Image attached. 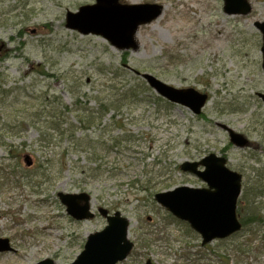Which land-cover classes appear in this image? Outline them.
<instances>
[{
	"label": "rangeland",
	"instance_id": "rangeland-1",
	"mask_svg": "<svg viewBox=\"0 0 264 264\" xmlns=\"http://www.w3.org/2000/svg\"><path fill=\"white\" fill-rule=\"evenodd\" d=\"M195 1L204 14L200 7L188 9ZM245 1L248 14L227 15L224 0H121L160 5L163 12L138 29L136 49L119 51L100 36L65 26L67 12L95 0H0V238L11 246L0 253V264H70L88 235L106 225L100 208L129 220L133 249L118 264H264V103L258 96L264 70L255 26L264 22V0ZM144 74L207 95L201 115L159 97ZM111 95L115 106L86 125L87 112L97 113L101 102L113 105ZM52 97L65 106L61 130L74 127L76 148L68 131L43 132L50 137L36 143L33 114ZM225 128L248 144L233 145ZM209 154L224 157L242 177L240 217L255 207L262 221L202 246L200 236L153 195L204 187L179 167ZM49 159L55 164L43 175L36 168ZM149 178L156 184L147 188ZM60 192L88 194L95 217L73 220Z\"/></svg>",
	"mask_w": 264,
	"mask_h": 264
},
{
	"label": "water",
	"instance_id": "water-1",
	"mask_svg": "<svg viewBox=\"0 0 264 264\" xmlns=\"http://www.w3.org/2000/svg\"><path fill=\"white\" fill-rule=\"evenodd\" d=\"M120 0H95L94 5L82 6L76 13L66 14V28L83 35L93 34L106 39L118 50L137 48L135 35L140 26L149 24L162 14L159 5H122ZM224 13L246 15L250 6L245 0H224ZM255 26L262 34V68L264 70V23ZM142 78L157 95L172 104L188 108L194 115H200L207 101V95L194 89H176L168 86L151 75ZM264 103V94H259ZM228 131L230 142L244 147L247 140L240 134ZM27 166L32 162L25 157ZM180 170L201 180L204 188L181 186L170 191L157 193L154 200L176 219L186 222L202 238V245L214 239H225L241 229L236 216V202L241 191V176L226 167L224 157L210 154L199 162H184ZM60 203L66 213L76 221L94 217L91 211L90 196L58 193ZM106 220V226L99 232L87 237L82 252L71 264H117L127 258L133 248L128 238L129 222L119 212L109 215L99 209ZM264 239V234H263ZM9 241L0 238V252L10 251ZM37 264H53L43 260ZM145 264H153L147 260Z\"/></svg>",
	"mask_w": 264,
	"mask_h": 264
},
{
	"label": "trees",
	"instance_id": "trees-1",
	"mask_svg": "<svg viewBox=\"0 0 264 264\" xmlns=\"http://www.w3.org/2000/svg\"><path fill=\"white\" fill-rule=\"evenodd\" d=\"M111 99L110 101H114L115 103L118 102L115 98V95H111L110 96ZM130 97H132L130 95ZM128 96V94H123L122 95V99H128L130 98ZM76 101L79 102V100L76 98ZM112 101V102H113ZM113 102V105H110L109 101L108 104H105L104 102H101L100 104V110L97 113H92V112H87V115L84 117V122L86 125L90 126L92 125L95 121L97 120H101L100 116H103L109 109L110 107H114L115 103ZM48 106L44 107V110L42 111H38L35 112L33 114V119L31 122V125L38 131L39 136L36 140L37 144H41L44 141H46L48 139V137H50L49 135L44 134L43 132H47V131H54L56 135H63L64 133H66V131L69 132V139L71 141V143L74 144V147L76 148V144L78 142V139L75 138V129L74 127L69 128V130L66 131H62L61 130V125H62V121H60V119L63 117V115L65 114V106L62 105L61 101L59 98L57 97H52V101L51 102H47ZM78 107L81 109L80 107V103L78 104ZM54 109H61L62 112L59 115H54ZM48 113V114H47ZM94 114L98 115V118H95V116H93ZM60 124V126H59ZM44 127H47L46 129H43ZM86 128V127H85ZM129 139V138H125ZM115 142V141H114ZM57 160V159H56ZM59 161V166H60V172H63L66 168V165L64 163V161L61 158H58ZM54 160L53 159H49L46 160L44 164L39 163V165L37 166V171H42L44 172L43 175H45L47 173V170H52L53 167ZM42 166V167H41ZM147 181V188L154 186L156 183H151L152 179L149 178L146 180ZM261 192H258L257 190L255 191V193H252V199H254V202L256 203V198L260 197ZM250 204L252 205L253 202L250 201ZM253 206V205H252ZM254 207V206H253ZM237 215L239 217V221L241 222L242 226L245 227L246 225H250V224H257L260 223L262 221L261 218H259V212L257 211V208H250L249 212H247L246 217L242 216V218L240 217V212H237Z\"/></svg>",
	"mask_w": 264,
	"mask_h": 264
},
{
	"label": "bare ground",
	"instance_id": "bare-ground-1",
	"mask_svg": "<svg viewBox=\"0 0 264 264\" xmlns=\"http://www.w3.org/2000/svg\"><path fill=\"white\" fill-rule=\"evenodd\" d=\"M202 5L203 4H201L199 1H195L194 5L192 7H190V8H188V9H197V8L200 7V13L204 14V7ZM181 16L183 17V19H185V20L187 19V16H186L185 13L182 14Z\"/></svg>",
	"mask_w": 264,
	"mask_h": 264
}]
</instances>
